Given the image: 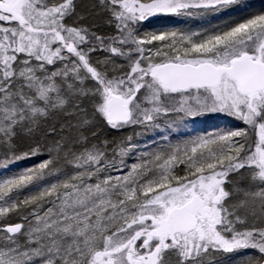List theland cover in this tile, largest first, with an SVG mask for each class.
I'll return each mask as SVG.
<instances>
[{"label": "snow or ice", "instance_id": "obj_1", "mask_svg": "<svg viewBox=\"0 0 264 264\" xmlns=\"http://www.w3.org/2000/svg\"><path fill=\"white\" fill-rule=\"evenodd\" d=\"M94 7L114 35L69 24L77 0H0V169L48 154L0 177V264H205L210 253L240 250H253L244 264H264V8L202 32L142 35L150 17L253 5ZM97 52L107 55L94 60ZM209 114L242 126L170 144L122 175L109 169L131 149L92 142L101 125L159 129L170 117L174 129ZM22 208L21 222H9Z\"/></svg>", "mask_w": 264, "mask_h": 264}, {"label": "rangeland", "instance_id": "obj_2", "mask_svg": "<svg viewBox=\"0 0 264 264\" xmlns=\"http://www.w3.org/2000/svg\"><path fill=\"white\" fill-rule=\"evenodd\" d=\"M92 1V4H88V0H77L78 10L87 9V17H92L94 24L90 25L87 18L80 12H77V16L68 21L69 24L77 22L87 26L92 31L97 30V24L101 27L100 30L106 32L109 35L115 34L114 27L108 24V14L101 11L98 7H94L97 0ZM253 5L251 9L247 11H240L233 9L228 13L220 14L219 16H207V17H184V16H156L150 17L149 20L142 22L140 32L143 35L146 32H162V31H177V32H202L205 29H210L215 24H221L225 21H238L243 16L247 15L248 11H256L260 8H264V0H248ZM106 16V23L97 22L94 17L98 15ZM79 17H83L82 20ZM105 35V34H104ZM106 53L97 52L93 53V59L103 60ZM118 63H123L122 59L118 58ZM170 117H162L160 120L161 127L159 129H145L140 125L126 126L121 129H111L106 125H101L98 129V139L92 142L98 143L100 141L107 140L111 147L116 145H122L130 148L131 150L123 157L125 164L117 169H109L112 175L125 174L131 165L142 163L144 160L151 159L152 154L166 150L170 144H177L196 135H208L217 132H224L230 129H234L240 125L239 121H235L232 118L225 117L223 114H209L205 117H199L196 123H192L190 120L186 122V127L181 125L178 128L169 129L166 125V121L170 120ZM242 126V125H240ZM129 137L131 138L129 140ZM50 142V141H49ZM22 148L26 145H21ZM48 158L46 150H43V154L35 157L19 161L13 165H10L8 169H0V177L16 174L21 170L29 167H34ZM119 165V159L116 161ZM60 168L65 169L71 173L74 169L71 166L65 164L63 160L60 161ZM182 167L180 166L177 171L180 175H183ZM123 169L122 171L120 169ZM63 178V177H61ZM49 182H55L56 176L48 178ZM34 190L29 188L25 189L21 194V198L25 195L32 194ZM28 209L22 208L19 212L10 214L8 217L9 222L16 223L21 222L19 216L26 215ZM251 223V221H250ZM253 254V250H240L233 253L214 252L210 253L205 258V264H244L248 256Z\"/></svg>", "mask_w": 264, "mask_h": 264}, {"label": "trees", "instance_id": "obj_3", "mask_svg": "<svg viewBox=\"0 0 264 264\" xmlns=\"http://www.w3.org/2000/svg\"><path fill=\"white\" fill-rule=\"evenodd\" d=\"M88 4H92V1L90 2L89 0H88ZM77 10V12H80V13H82L83 15H84V18L86 17L87 18V20L90 22L89 24L90 25H92V24H94L95 22H92V17H87V9L85 8V9H83V10H78V8L76 9ZM94 19L97 21V22H100V23H102V26H104L103 25V23H106V16H104L103 14L102 15H98V16H96V17H94ZM99 28H101L98 24H97V30L95 31L98 35H104V36H110L109 34H107L106 32H104V31H102V30H100Z\"/></svg>", "mask_w": 264, "mask_h": 264}]
</instances>
